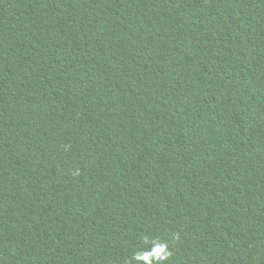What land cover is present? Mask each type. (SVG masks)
<instances>
[{
	"label": "trees",
	"instance_id": "16d2710c",
	"mask_svg": "<svg viewBox=\"0 0 264 264\" xmlns=\"http://www.w3.org/2000/svg\"><path fill=\"white\" fill-rule=\"evenodd\" d=\"M0 264H264V0H0Z\"/></svg>",
	"mask_w": 264,
	"mask_h": 264
},
{
	"label": "clouds",
	"instance_id": "9594fccd",
	"mask_svg": "<svg viewBox=\"0 0 264 264\" xmlns=\"http://www.w3.org/2000/svg\"><path fill=\"white\" fill-rule=\"evenodd\" d=\"M156 247L163 248V247H166V245H161L159 242H156V243H155V248H156ZM146 254H147V253H138L137 256H136V259H137V260L144 259V256H145Z\"/></svg>",
	"mask_w": 264,
	"mask_h": 264
}]
</instances>
